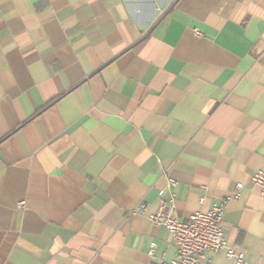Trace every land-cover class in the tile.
Listing matches in <instances>:
<instances>
[{"label": "crops", "instance_id": "obj_1", "mask_svg": "<svg viewBox=\"0 0 264 264\" xmlns=\"http://www.w3.org/2000/svg\"><path fill=\"white\" fill-rule=\"evenodd\" d=\"M259 169L264 0H0V264H162L177 246L147 216L238 182L244 261L200 264H264Z\"/></svg>", "mask_w": 264, "mask_h": 264}, {"label": "built area", "instance_id": "obj_2", "mask_svg": "<svg viewBox=\"0 0 264 264\" xmlns=\"http://www.w3.org/2000/svg\"><path fill=\"white\" fill-rule=\"evenodd\" d=\"M195 31L196 34L201 35V32ZM250 181L264 193V169L255 171ZM170 184L176 185V181L171 179ZM244 187L243 182H238L231 196L215 202L207 210L195 211L187 220H181L172 210H165L164 205L157 212L149 214L148 220L154 225L164 226L169 232L171 241L177 246L175 257L171 260H163L162 264H200L208 252L221 250L225 251L228 257L242 263L244 254L229 245L222 223L229 200L239 198ZM205 199V195L200 198L202 202ZM23 205L24 202H19L20 207ZM145 209L146 204L142 202L139 212L144 213ZM154 251L155 246L152 245L149 253L153 254Z\"/></svg>", "mask_w": 264, "mask_h": 264}]
</instances>
